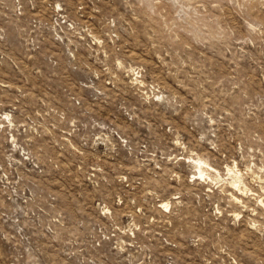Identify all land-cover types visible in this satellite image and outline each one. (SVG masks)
<instances>
[{
	"label": "rangeland",
	"instance_id": "rangeland-1",
	"mask_svg": "<svg viewBox=\"0 0 264 264\" xmlns=\"http://www.w3.org/2000/svg\"><path fill=\"white\" fill-rule=\"evenodd\" d=\"M2 235L14 264H264V0H0V264Z\"/></svg>",
	"mask_w": 264,
	"mask_h": 264
},
{
	"label": "built area",
	"instance_id": "built-area-1",
	"mask_svg": "<svg viewBox=\"0 0 264 264\" xmlns=\"http://www.w3.org/2000/svg\"><path fill=\"white\" fill-rule=\"evenodd\" d=\"M61 8H55L54 11L58 12L61 11ZM57 16L59 18V20L61 22H65V20H63V15L60 14L59 12L57 13ZM28 238L33 239V240H38L40 236H43V234L40 233H30L27 235ZM89 243L91 246H94L96 248L100 247V240L96 239L95 237H93V233H90V237H89ZM12 239V240H16L17 238L14 235H2V241L5 245H9L10 246V250L8 251H4L3 255L4 258L1 259L2 264H14V262L16 261V257L19 256L18 253H15V251L18 249L17 245H13L11 242H9L8 240ZM22 244L24 245H28V239L24 238V240H22ZM41 246L38 243H31L29 245V250L26 248L25 251L28 253H32V254H36L39 253ZM55 248L51 247L49 251L44 252L45 255L47 256H51L54 254ZM30 257L26 256L25 257V261L28 262L29 264H33L30 262Z\"/></svg>",
	"mask_w": 264,
	"mask_h": 264
},
{
	"label": "bare ground",
	"instance_id": "bare-ground-1",
	"mask_svg": "<svg viewBox=\"0 0 264 264\" xmlns=\"http://www.w3.org/2000/svg\"><path fill=\"white\" fill-rule=\"evenodd\" d=\"M198 162H199V164L202 163V161H201L200 159H198ZM203 164H205V162H203ZM199 173H202V170H199ZM165 204H166V203H165Z\"/></svg>",
	"mask_w": 264,
	"mask_h": 264
}]
</instances>
